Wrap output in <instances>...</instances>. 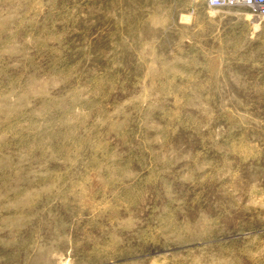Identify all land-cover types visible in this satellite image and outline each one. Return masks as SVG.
Returning a JSON list of instances; mask_svg holds the SVG:
<instances>
[{
    "label": "rangeland",
    "instance_id": "obj_1",
    "mask_svg": "<svg viewBox=\"0 0 264 264\" xmlns=\"http://www.w3.org/2000/svg\"><path fill=\"white\" fill-rule=\"evenodd\" d=\"M0 264H264V18L0 0Z\"/></svg>",
    "mask_w": 264,
    "mask_h": 264
},
{
    "label": "built area",
    "instance_id": "obj_2",
    "mask_svg": "<svg viewBox=\"0 0 264 264\" xmlns=\"http://www.w3.org/2000/svg\"><path fill=\"white\" fill-rule=\"evenodd\" d=\"M210 5L237 8L243 7L264 18V0H208Z\"/></svg>",
    "mask_w": 264,
    "mask_h": 264
}]
</instances>
